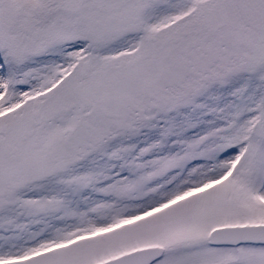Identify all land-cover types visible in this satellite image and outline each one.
Listing matches in <instances>:
<instances>
[{
    "label": "snow or ice",
    "instance_id": "obj_1",
    "mask_svg": "<svg viewBox=\"0 0 264 264\" xmlns=\"http://www.w3.org/2000/svg\"><path fill=\"white\" fill-rule=\"evenodd\" d=\"M0 264H264V0H0Z\"/></svg>",
    "mask_w": 264,
    "mask_h": 264
}]
</instances>
